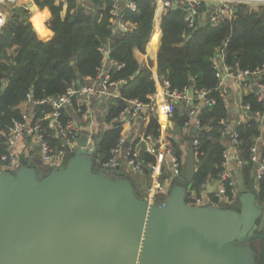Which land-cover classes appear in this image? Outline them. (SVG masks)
Instances as JSON below:
<instances>
[{
	"label": "trees",
	"instance_id": "16d2710c",
	"mask_svg": "<svg viewBox=\"0 0 264 264\" xmlns=\"http://www.w3.org/2000/svg\"><path fill=\"white\" fill-rule=\"evenodd\" d=\"M33 1L44 10L42 12L47 13L46 27L52 39L49 42L38 40L31 30L32 24L24 16L15 14L7 18L0 31V156L5 153V137L1 132H6L14 120H20L19 111L15 107L28 100L30 95L33 101L40 102L63 94L71 81L84 83L81 81L83 78H94L102 63L99 47L108 45L109 57L123 64L119 69H110V79H122L124 82L119 90L120 98L107 100L104 106L103 120L107 127L103 130L98 145V159L100 163H104L111 157V151L118 142L121 127L119 124L114 125V120L126 102L131 99L145 102L147 95L155 91L149 64L144 60L138 61L134 56V50L145 53L144 47L152 30L155 6L152 0H135L137 9L134 12L127 11L122 20L135 23L136 28L113 33L108 21L111 0H83L84 5L82 3L81 6H78L79 0H65L67 11L63 17L60 16L62 3L56 5L54 0ZM237 8L233 19L223 20L215 28L207 25L191 35L192 28L187 27L180 8L169 9L160 19L161 38L156 53L159 75L162 76L168 70L164 79L172 89H205L216 100L214 105L204 106L199 111L200 128L188 130L189 142L196 138L200 144L195 157L197 168L188 184L196 196L209 176L218 177L221 172V151L224 142L229 140L228 134L221 135L220 132L219 119L227 120L228 110L225 94L222 92V98L214 90L217 84L212 62L214 56L221 52L225 64L242 69H254L264 63V11L247 14L243 4H238ZM156 37L149 46H155ZM13 44L16 46L15 54L7 58L9 64H6L1 61L5 57L4 50ZM261 82L264 84V78ZM242 102L249 104V112L253 115L244 122L236 123L234 128L239 140L238 157L242 160V164L236 167L244 180L248 181L255 164L250 160V149L260 134V123L255 113L262 112L264 106L254 94L243 97ZM47 110L46 105L36 104L32 121ZM65 116L69 117V114L66 112ZM187 119L181 108L174 109L176 129ZM42 127L48 141L59 146L48 123H42ZM158 130L159 124L151 116L146 132L156 135ZM168 143L176 155L182 156L183 152L169 136ZM257 151L264 166V143L258 146ZM143 155V158L152 160ZM100 172L110 173L105 168H101ZM120 176H126L122 174V170ZM130 180L139 194L135 181ZM257 197L264 201V173L257 183ZM161 200L162 198L158 202Z\"/></svg>",
	"mask_w": 264,
	"mask_h": 264
},
{
	"label": "water",
	"instance_id": "95a60500",
	"mask_svg": "<svg viewBox=\"0 0 264 264\" xmlns=\"http://www.w3.org/2000/svg\"><path fill=\"white\" fill-rule=\"evenodd\" d=\"M105 128L92 150L89 132H76L77 148H64L59 167L40 166L37 156L13 169L0 162V264H264L256 172L249 181L234 172L231 204H188L197 168L191 139L180 175L161 202H149L129 176L100 172Z\"/></svg>",
	"mask_w": 264,
	"mask_h": 264
},
{
	"label": "built area",
	"instance_id": "2783aa9c",
	"mask_svg": "<svg viewBox=\"0 0 264 264\" xmlns=\"http://www.w3.org/2000/svg\"><path fill=\"white\" fill-rule=\"evenodd\" d=\"M33 0H0V31L5 22V15L2 11V5L24 6L29 8ZM156 7L161 12H166L171 8L178 7L183 11V18L188 28H194L199 20L211 26H218L223 20H231L235 16L234 8L237 4L264 5V0H153ZM138 5L135 0H111L110 16L113 19V27L122 32L129 30L126 23L122 20L127 11L134 12ZM121 10L119 14L118 11ZM99 51L102 53V63L100 64L97 74L94 78H90L89 83H81L79 81H71L65 92L52 98H48L47 103L39 102L40 105H46L47 111L42 112V116L32 121V115L25 112L20 120H14L10 126L8 134L5 137V153L0 156L3 168L13 169L19 164V157L11 152L14 144L22 139L23 136L33 134L37 139L40 160L43 165L49 168L59 167L61 159L64 155V148L67 146L70 150L77 148L75 133L78 132V123H88L93 121V106L99 101L102 102L104 108L107 100L120 98V87L124 80L120 79L113 81L110 79L109 71L111 68L119 69L123 64L118 63L115 59L109 57L108 46H100ZM225 76L230 77L233 83L240 90L254 89L258 101H261L264 106V85L261 82L264 78V63L254 69H242L237 66L224 68ZM222 78L220 77L214 90H217L222 98L224 95L220 90ZM160 88L149 94L147 101L142 102L136 99H131L126 102L125 107L119 113L114 123L122 126L123 121L133 123L139 115L146 114L149 118L154 116L159 124V130L156 135L142 131L137 134V138L133 142H127L125 137L121 135L116 146L111 151V157L104 163H101L102 168L109 172H114L120 175L128 176L123 168V159L127 172H132L134 175H141L144 171H148L150 179L153 183L157 182V177L160 174L158 161L163 155L168 158L172 178L180 175L183 168V156H178L168 143V136L165 132H160L163 114L167 121L173 120V112L176 107L184 111L188 119L183 123L182 128H200L199 111L196 109L198 104L203 106H212L216 100L210 96V91L205 89L182 88L181 90L172 89L170 84L164 78L160 79ZM101 100V101H100ZM161 104L159 111L158 105ZM37 102L35 103V105ZM248 112L247 104L241 106ZM69 117L65 116L66 112ZM159 112V113H158ZM65 114V115H64ZM255 115H262V112H256ZM161 116V117H159ZM50 120L53 130V138L59 141V146L51 144L44 136L42 120ZM78 122V123H77ZM168 124V123H167ZM221 125V135L228 134V145L224 146L221 151L222 155V170L218 174L220 186L217 190L218 196L222 203H230L237 195L235 189V179L232 173L227 170L230 157H234L237 166L242 164L239 154V140L234 129L226 123V119H219ZM94 135L89 133L86 141V148L92 150ZM194 156L199 152L200 144L198 139L191 140ZM257 145L254 144L250 149V160L257 164L256 179L257 183L262 178L264 166L262 161L258 162ZM145 154L152 158L143 162L140 157ZM99 162V159H96ZM164 197L162 186L151 188L146 199L149 202L159 203L158 200ZM186 202L191 205H203L202 200L193 192L186 198ZM216 205L214 203H210Z\"/></svg>",
	"mask_w": 264,
	"mask_h": 264
},
{
	"label": "crops",
	"instance_id": "0c3cea01",
	"mask_svg": "<svg viewBox=\"0 0 264 264\" xmlns=\"http://www.w3.org/2000/svg\"><path fill=\"white\" fill-rule=\"evenodd\" d=\"M59 3H62L60 16L63 17V16H65L66 11H67V3L65 2V0H54V4L57 5ZM82 3L84 5V1L79 0L78 6H81ZM152 4L155 6V12H154V16H153L152 30H151L149 39H148V41L144 47L145 53L141 54L137 50H134V56L138 61L144 60L149 64L150 77L154 81L155 90L158 91L160 86H161L160 85V79H162V77L164 78L165 75L167 76V74H168V70H165V72H164V74H162V76L159 75L158 70H157V62H156V53H157V49L159 47L160 38H161L160 19L165 13H167V11L161 12L160 9H158L156 7L157 5L155 2H153V0H152ZM237 5L234 8L235 12L238 9ZM243 5L246 7L244 12H246L247 14L256 13L259 11L260 12L264 11V5H250V4H243ZM2 6H4V8H5V6H7L5 8L6 12H4L2 9V11L5 15V22H6L7 18H9V16H11V14L24 16L32 24L31 30L38 40L44 41V42L51 41L52 35L47 30V27H46L48 15H47V13L42 12L43 9L41 10L35 4L34 1H32V4L29 5L28 10H26L22 14H16L15 13V10L18 8V6H10V5H2ZM32 6L34 7L33 9L31 8ZM112 20H116V19H113L111 16H109L108 21L110 22V26H112L113 33L114 32L118 33V31H121V30H119V29L117 30L115 27H113L114 23L112 22ZM5 22H4V24H5ZM124 22L126 23L127 27L129 28L128 31H132L136 28L135 23H131L129 21H124ZM207 25H209V24H206L205 22H202V20H199L196 23V25L194 26V28H192L190 35L197 32L198 29H202L203 27H205ZM211 27L215 28L217 26H215V27L211 26ZM154 37H156V44L154 47H151L149 45L151 43V40ZM15 51H16V46L14 44L11 45L10 47H7L4 50L5 57L2 58L1 61L6 63V64H9V61H7V58H11L15 54ZM212 62H213V67L215 68V77L217 78V81L220 77L222 78L220 90L225 94L226 107L228 110V118L226 120V123L231 127V129H234L236 123L244 122L246 120V118H249L253 115L249 112V110L247 112L243 109V107H241V106L247 104V103L244 104L242 102L243 97H248L251 94H254L256 96V94H255L254 89L240 90L233 83L232 78L225 76L224 68L228 65L225 64L224 58H223V55L221 52L216 53ZM11 63L12 62H10V64ZM89 79H90L89 77H85L81 81L85 82V83H89L90 82ZM30 96H32V95H30ZM30 96H29L28 100L21 102L18 106L15 107L19 111L20 119H21V116L24 112L28 115L33 114V110L35 108L36 102L31 100ZM148 96H149V94L147 95V98H148ZM48 98H52V97H48ZM48 98H46L40 102L47 103ZM37 104H39V102H37ZM101 104H102V102L98 101L93 106V112H92L93 121L90 124H88L86 122L85 123H82V122L78 123L77 122L78 123V133L81 132V134H82L84 132H89V133L93 134L94 137L97 136V131L101 128L102 122L104 123V120H103L104 108H102ZM247 105L249 106V104H247ZM203 107L204 106L202 104H198L196 109L198 111H200ZM158 109H159V111L161 109L160 103L158 105ZM159 115L162 116V120H163L162 124L160 125V132H165V134L167 136L171 137V139H173V141H175V143L177 144L180 151L183 152L182 156L184 158V154H185V151L187 148V144L189 143V138H188L189 131L188 130L189 129L191 130V128L185 129V128H182V126H181L179 129H176L174 127V121L173 120L167 121L163 114L159 113ZM161 116H159V117H161ZM255 117L257 118L258 122L260 123V126H259L260 134H259L258 138H256V141H255V144L257 145V148H258L259 145L264 143V110L262 111L261 116L255 115ZM16 120H19V119H16ZM149 121H150V118L146 114H143V113L141 115H139L137 120H135V122H133V123H126V121L124 120L122 123V126H121V135L125 137L127 142H133L134 139L137 138V134H140V132L146 130V128L149 124ZM42 123H43V125L48 123L49 128H51L50 120H46V119L42 120ZM9 128L10 127L7 128L6 132H1V135L6 137V135L8 134ZM220 140L222 143L223 138H221ZM227 145H228V140H226L224 142V146H227ZM11 152L15 156H18L19 159L35 158L37 156L39 163H40L39 165L40 166L43 165L41 163V160H40L39 145H38L37 139L35 138V136L33 134L25 135L22 137V139L18 140L14 144V146L11 148ZM256 153H257L256 154L257 160H258V162H260L261 161L260 155H259L258 151H256ZM143 156L144 155H142L140 157V159L143 162L148 160L146 158H143ZM229 161L230 162H229L227 170H229L232 173V175H234V172L238 171V169L236 167L237 165L234 161V157H230ZM122 162H123L122 163L123 164L122 169L126 173H128L127 175L129 176L130 179H132V181H135V188L139 191L140 196L146 197L147 194L150 193L151 188H153V187L156 188L157 186H162L163 191H164V197H165L166 194L168 193L172 183L175 180L174 178H172V170H171L167 156L165 157L163 155V157L158 161V164L160 165L159 166L160 174L157 177V182H155V183H153L151 181L148 171H144L143 174H141V175H134L132 172H129V171L127 172V169L125 168V164H124V159ZM257 164L258 163L254 164V168L249 175L248 181L252 178V173L256 171ZM219 186H220V180L218 177H216L214 175L209 176L204 181V183L201 185V187L198 190L199 191L198 197L202 200L203 204L214 203L217 206L220 203H222L219 196H218V193H217ZM236 198H237V195L235 196L233 201H231L229 204L235 202ZM163 199L164 198L162 197V200Z\"/></svg>",
	"mask_w": 264,
	"mask_h": 264
},
{
	"label": "rangeland",
	"instance_id": "374dc122",
	"mask_svg": "<svg viewBox=\"0 0 264 264\" xmlns=\"http://www.w3.org/2000/svg\"><path fill=\"white\" fill-rule=\"evenodd\" d=\"M7 6H5V8H6ZM4 8V6H2V9H3V11L4 12H6V9ZM76 149V148H75Z\"/></svg>",
	"mask_w": 264,
	"mask_h": 264
}]
</instances>
